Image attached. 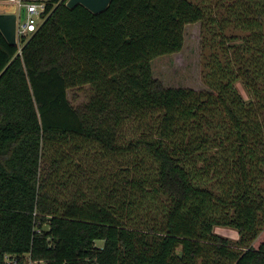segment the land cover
Segmentation results:
<instances>
[{
    "label": "trees",
    "instance_id": "16d2710c",
    "mask_svg": "<svg viewBox=\"0 0 264 264\" xmlns=\"http://www.w3.org/2000/svg\"><path fill=\"white\" fill-rule=\"evenodd\" d=\"M50 1L0 32V264H264V0ZM194 23L208 89L164 87Z\"/></svg>",
    "mask_w": 264,
    "mask_h": 264
},
{
    "label": "rangeland",
    "instance_id": "374dc122",
    "mask_svg": "<svg viewBox=\"0 0 264 264\" xmlns=\"http://www.w3.org/2000/svg\"><path fill=\"white\" fill-rule=\"evenodd\" d=\"M0 6L9 7L10 4L1 0ZM207 54L202 45V29L200 23L187 25L184 29V44L182 49L170 55L159 56L152 60L151 70L153 78L168 88H190L194 90H207L202 80L203 57ZM236 88L245 100L249 94L242 84L237 83ZM90 87L84 85L67 91V97L73 106H79L88 101ZM214 232L225 237L230 242L237 241V232L228 227H214ZM261 236V235H260ZM260 241L262 238L260 237ZM258 240V241H259ZM96 246L102 247L103 242L97 241ZM10 260V259H8ZM5 263L7 264V261ZM25 264L31 263L27 259Z\"/></svg>",
    "mask_w": 264,
    "mask_h": 264
},
{
    "label": "built area",
    "instance_id": "2783aa9c",
    "mask_svg": "<svg viewBox=\"0 0 264 264\" xmlns=\"http://www.w3.org/2000/svg\"><path fill=\"white\" fill-rule=\"evenodd\" d=\"M0 2H2L0 0ZM6 3L12 5L15 9V37L16 43L23 37L30 36L44 22L47 13V7L51 5L50 0H5ZM10 258L5 257V261ZM11 260L7 264H11ZM14 264V263H13Z\"/></svg>",
    "mask_w": 264,
    "mask_h": 264
},
{
    "label": "water",
    "instance_id": "95a60500",
    "mask_svg": "<svg viewBox=\"0 0 264 264\" xmlns=\"http://www.w3.org/2000/svg\"><path fill=\"white\" fill-rule=\"evenodd\" d=\"M62 1L64 0H61V2ZM110 2L111 0H66L65 5L68 8H73L79 4L90 12L97 14L104 11ZM48 17L49 15L46 18ZM15 23L16 16L14 7H0V32L10 45H17L15 37ZM177 256L179 258L182 257L181 250L177 251Z\"/></svg>",
    "mask_w": 264,
    "mask_h": 264
},
{
    "label": "crops",
    "instance_id": "0c3cea01",
    "mask_svg": "<svg viewBox=\"0 0 264 264\" xmlns=\"http://www.w3.org/2000/svg\"><path fill=\"white\" fill-rule=\"evenodd\" d=\"M12 6V5H11ZM0 7H2V6H0ZM3 8H5V7H3ZM237 239H238V234H237Z\"/></svg>",
    "mask_w": 264,
    "mask_h": 264
}]
</instances>
